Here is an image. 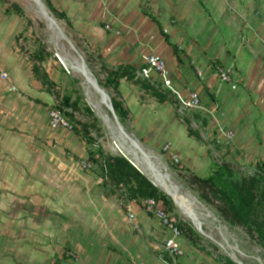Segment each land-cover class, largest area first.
<instances>
[{"label":"crops","instance_id":"obj_1","mask_svg":"<svg viewBox=\"0 0 264 264\" xmlns=\"http://www.w3.org/2000/svg\"><path fill=\"white\" fill-rule=\"evenodd\" d=\"M50 1L105 63L133 67L139 78L144 56L164 60L184 98L195 92L205 110H215L214 117L191 112L215 118L223 140L217 117L221 107L230 108L239 124L230 130L234 140L245 125L252 132L248 152L264 163V0ZM107 25L120 34L107 32ZM22 26V18L0 0V67L9 76L0 81V264H210L197 260L182 236L184 255L168 259L163 250L168 233L160 221L130 200L125 188L108 183L107 190L96 174H83L65 156L70 151L83 157L88 146L78 133L48 127L52 105L45 103L52 99L24 55ZM216 63L235 64L240 89L219 84ZM141 80L162 88L155 75ZM129 83L121 80L115 92L126 110L148 107L153 119L162 116V106L154 100L141 105ZM179 129L168 134L176 152L182 148Z\"/></svg>","mask_w":264,"mask_h":264},{"label":"rangeland","instance_id":"obj_2","mask_svg":"<svg viewBox=\"0 0 264 264\" xmlns=\"http://www.w3.org/2000/svg\"><path fill=\"white\" fill-rule=\"evenodd\" d=\"M1 1L10 4L13 12L22 18V27H24L25 33L20 36L25 35V40L27 42V51H24V55H27L30 59L29 62L32 70H34L35 67H39V73H33L35 79L39 82L42 90L46 92V95L50 96L52 99L51 102H46L45 105L62 104L65 96H71L73 100L80 97V110L76 112L75 118L91 126L92 136L95 140V145L91 149L92 153L96 156L98 147H100L105 155L124 157L133 162L134 159L130 157V155H126V152L120 154L116 145L112 143L116 131L109 110L99 105L97 97L88 95L89 91L86 90L87 88L84 80L69 70L61 61L59 62L56 55L59 57V53L60 55L68 57L71 60H77L78 62L80 61L79 56H82L93 74L94 79L102 89H104L102 86L106 81V74L103 72V66H107L109 69L117 68L105 63L102 56L99 54L100 50L92 48L81 32L75 31L66 21L56 18L55 14L48 8L44 0L40 1L45 5L50 15L57 22V25L61 29V34H59L58 31L52 32L49 29L39 7L31 0ZM105 30L112 33V35L120 34L114 31L115 29L109 25H107ZM69 42L76 50H72ZM38 55L40 58L39 62H37L35 58V56ZM214 65L219 66L221 64L216 63ZM65 67L67 69H65ZM140 78L141 77L138 78V76H136V79L132 83H129L131 88H133L135 92H138L137 97L139 102H141L140 104L146 105L145 103L154 100L159 106H162L161 109L163 110V114L159 118L156 117L153 119L154 114L152 113H154V110L152 111V109L148 107H146L144 112L127 109L128 117L122 125L126 133L136 140L145 153H148L151 157V161L159 168V175L164 178L165 175H168L170 183H172L181 194L194 197L201 203L202 211L200 213H202L203 216V233L205 236L200 234L194 226L191 225L190 221L181 213L179 208L175 206L176 204L173 200L157 187L160 192L164 193L173 203L171 208H167L161 204L162 208L170 214L172 218H175L178 223L192 230L193 235H191L190 238L182 235V240L189 242L191 246H193L196 250L195 256L196 258L198 257L197 260L201 262L204 261L210 264H237L232 259V256L236 254L241 258L243 264H264V249L259 247L257 243L247 235L244 229L241 227H232L227 224L214 206L201 201L199 192L189 182L192 176H197L202 179L208 177L216 166L225 163L230 164L233 179L235 180H242L243 178H251L254 176H259L264 179L259 170V166L262 164L261 158L256 156L252 158L246 147L249 142L248 137L252 135V132L248 131L245 125H243V127L239 129L240 131L237 130L239 132V139H236V141L234 140L235 142H233L231 146H226L221 135L216 131V124L218 121L215 118H204L202 115H198L191 111L181 110L176 97L172 93L164 91L160 86H156V83H150V86ZM55 81L57 83H55ZM235 81H237V87L240 89V79L237 76H235ZM104 91L110 95L111 99L112 97L116 98L115 92L110 87L104 89ZM219 112L220 114L217 118L219 119L220 125L218 126L224 131H230L232 127H237V125H239L237 122L238 118H232L230 108L221 107ZM103 116L106 118L109 117L110 121H108V125L103 122L101 118ZM133 124H136V126L134 127ZM178 127H180V129L176 139H179L178 142L182 148L179 152H176L173 148V139L170 140L168 134L172 129ZM185 130L188 133V137L194 140L192 141L193 144L187 143L190 142V139H188ZM167 144H171L173 151L178 154L179 163H174L170 159V156L163 152V148ZM114 146L115 149L113 150L112 148ZM65 156L76 161L83 174H96L100 178V185L108 188L107 185L109 182L104 178L101 166L95 164L93 158L88 154L83 157L78 156L76 159L69 151L65 153ZM87 158L93 163V168L90 170L82 168V162ZM143 168L144 165H139L140 173L152 183V180L146 175ZM107 190H109V188ZM140 209L142 210L141 207ZM206 213H211L213 216L215 215L214 219L207 217ZM165 256L169 259L166 254Z\"/></svg>","mask_w":264,"mask_h":264},{"label":"trees","instance_id":"obj_3","mask_svg":"<svg viewBox=\"0 0 264 264\" xmlns=\"http://www.w3.org/2000/svg\"><path fill=\"white\" fill-rule=\"evenodd\" d=\"M44 2L56 18L67 20L65 14L58 11L50 0H44ZM35 58L39 62V55ZM38 68H34L35 73H39ZM103 72L106 74V81L102 87L104 89L110 87L114 92L121 80L133 82L136 76V70L130 66H121L117 69L103 66ZM80 101V97L73 100L71 96H65L62 104L58 103L49 107H59L63 110L66 119L74 126V132L78 133L86 142L88 155L93 158L95 164L101 166L104 178L113 186L125 188L130 200L140 202L143 199L151 198L163 206L171 208L172 201L126 158L105 155L100 147H98L96 156L92 153L91 149L95 145V140L92 136L91 126L75 118L76 112L80 110ZM112 104L119 122L123 124L128 117L127 110L117 98L112 97ZM259 170L264 177V163L259 166ZM189 182L199 192L201 201L214 206L227 224L244 229L247 235L264 249L263 178L254 176L235 180L230 164L225 163L216 166L208 177L202 179L192 176ZM178 226L181 235L187 238L193 235L191 229L181 223H178Z\"/></svg>","mask_w":264,"mask_h":264},{"label":"built area","instance_id":"obj_4","mask_svg":"<svg viewBox=\"0 0 264 264\" xmlns=\"http://www.w3.org/2000/svg\"><path fill=\"white\" fill-rule=\"evenodd\" d=\"M165 32L167 33L168 31L166 30ZM262 52L264 54V46L262 48ZM142 61L143 67L140 70L139 76L143 79H151L153 75L157 76L164 91L170 92L176 97L177 102L182 110L193 112L205 111L206 114L214 117L215 110H205L202 106V99L200 95L195 92H190L188 97L184 98L182 94L174 88L170 79L169 68L164 60L155 55H148L144 56ZM196 74L200 79L204 78V74L200 69L196 70ZM215 74L221 86L228 88L230 87V89L233 91L238 89L237 81H235L236 71L234 63H230L228 66H217L215 68ZM8 80V74L3 68L0 67V81L8 82ZM9 89L11 92H13L16 88L13 85L10 86ZM47 117L48 127L50 129L63 130L70 133L74 132V126L66 119L63 110L59 107H48ZM223 137L225 145L231 146L234 140V132L223 130ZM163 152L168 154L174 163H179V156L173 151L171 144L165 145ZM82 168L85 170H90L93 168V163L87 158L82 162ZM139 205L147 214L154 215L168 233V237L163 242V250L170 259L176 262L177 259L184 255L182 245H180V239L182 235L178 226V221L175 218H172V216L162 208V205L154 199H143L139 202ZM128 216L130 221L133 222L135 216L131 213Z\"/></svg>","mask_w":264,"mask_h":264},{"label":"bare ground","instance_id":"obj_5","mask_svg":"<svg viewBox=\"0 0 264 264\" xmlns=\"http://www.w3.org/2000/svg\"><path fill=\"white\" fill-rule=\"evenodd\" d=\"M31 1L39 7L40 12L42 13L45 21L47 22V24L49 26V29L52 32L53 31L57 32V29L55 27H53L51 24L50 17H52V16L50 15L47 8L43 5H41L40 3L38 4V2H36V0H31ZM58 55H59V59L63 65H65L69 70H71L73 73L77 74L78 76H80L84 80L85 86L87 88V89L86 88L85 89L89 91L88 95H93V96L97 97L99 100V105L107 108L105 103L102 100L101 94H99L97 92V90H95L93 85L90 83V81L88 79L89 74H88V72H86L83 69L82 65L80 64V61L78 62L77 60H71L68 57L60 55L59 53H58ZM101 118H102L103 122L108 125V121H110L109 117L106 118L103 116ZM109 128H112V127H109ZM114 129L116 131V134L113 136L112 143H114L116 145V148L118 149L119 153L123 154V152H126V155H128V156L130 155V157H132L135 160V161L133 160V162L137 166H139L141 164L144 165L143 170L145 171L146 175H148L150 177L152 182L154 184H156L158 188H160L166 195H168L173 200V202L176 204L175 206H177L179 208V210L181 211V213H183V215L190 221L191 225H193L194 228L200 234L205 236L203 233V219H202L203 216H202V213H200L202 211L201 203L194 197L185 196V195L181 194V192H179V190L172 183H170V181L168 180V175H165V178L162 177L161 175H159V171H158L159 168H157L152 161H149L148 162L149 164H147L146 162L144 163L142 161L140 156H135L136 154H133V152L130 150L129 144L123 143L122 140L119 138L118 128L115 126ZM112 149L114 150L115 146ZM206 215H207V217H209L211 219H214V216H215V215L213 216L211 213H206ZM232 259L237 264H243L241 258H239V256H237L236 254H234L232 256Z\"/></svg>","mask_w":264,"mask_h":264},{"label":"water","instance_id":"obj_6","mask_svg":"<svg viewBox=\"0 0 264 264\" xmlns=\"http://www.w3.org/2000/svg\"><path fill=\"white\" fill-rule=\"evenodd\" d=\"M36 2H38V4L40 3L41 5L45 6L44 4H42V2L40 0H36ZM51 19V24L53 27H55L57 29V31L59 32V34H61V29L59 28V26L57 25V22L54 20L53 17H50ZM70 43V42H69ZM72 50H76L75 47L70 43ZM56 58L58 59V61L60 62L59 57L56 55ZM80 58V64L82 65L83 69L88 72L89 74V81L90 83L93 85V87L95 88V90H97V92L99 94H101L102 96V100L105 103L107 109L109 110L113 122L115 124V126L118 128V136L119 138L122 140L123 143L129 144V148L130 150L133 152V154H136L135 156H140L142 161L147 164H149L148 162L151 161V157L148 155V153H145V151L143 150V148L141 146H139V143L134 140L133 138H131L125 131L123 125L119 122V119L115 113V110L113 108V104H112V99L110 97L109 94H107L104 89L100 88V86L98 85L97 81L94 79L93 74L91 73V71L89 70L87 64L85 63L84 59L82 56H79ZM65 69H67L65 67ZM128 160V159H127ZM138 171L139 170V166H137L135 163L131 162L130 160H128ZM152 184H154L152 182ZM156 187L157 185L154 184Z\"/></svg>","mask_w":264,"mask_h":264}]
</instances>
